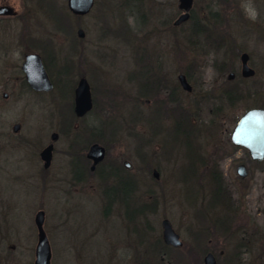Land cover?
Masks as SVG:
<instances>
[{
    "label": "rangeland",
    "instance_id": "1",
    "mask_svg": "<svg viewBox=\"0 0 264 264\" xmlns=\"http://www.w3.org/2000/svg\"><path fill=\"white\" fill-rule=\"evenodd\" d=\"M21 1L15 0L18 7ZM95 1L91 11L78 18L69 12L66 0H46L40 4V11L35 6L37 1H24L26 5L23 6L30 10L28 16L36 17L31 18V23L38 19L46 32L52 29L56 43L62 44V65L69 54L72 57L74 69L68 76L63 74V79H69V85L73 86L78 77H86L103 108L92 111L81 122L75 121L76 127L70 128V134L66 135L63 128L48 130L46 117L53 112V127L56 128L62 126L61 120L70 121L69 96L31 95L21 100L12 97L0 105V234L6 236L0 239V264H34L37 243L34 215L40 209L45 212L44 230L50 244V264H144L150 258L160 264L161 254L170 264H203L206 251L213 252L216 264H264V256H261L264 252V161H251L241 149L234 154L228 153L227 142L235 120L254 106L251 105L254 101L241 100L229 111L227 130L200 132L205 161L204 164L195 163V168L205 177L201 182L202 190L196 193L200 186L192 173L194 156L182 143L181 134L167 128L173 121L145 104L139 124L136 120L134 125L129 123V117L139 109L138 91L148 79L145 65L153 66L156 53H166V45L170 47L172 43L173 46L172 51L169 49L167 65L169 72L173 70L174 78L188 61L190 74L197 79L199 67L206 61L208 66L204 69L212 79L216 72L211 63L218 62L220 56L211 51L204 56L202 49L193 48L190 43L189 50H185L188 41L183 36H187L192 22L183 26L184 30L188 27L184 34L182 28L169 34L161 25L167 11L174 14V18L178 16V0ZM235 1L244 15L237 12L222 16L216 23L217 32L221 36L231 32L234 42H246L244 48L253 53L251 63L263 75L264 41L259 42L254 31H246L241 20L247 17L256 21L257 3L254 0ZM203 4L204 0H194L193 12L198 17L195 22L203 20ZM59 8L65 14L62 15V28L55 30L59 28L58 15H55ZM142 12L147 15L146 20ZM254 27L264 29V16ZM79 28L85 32L83 38L76 34ZM139 53L143 54L140 60ZM90 66L93 69H89ZM114 87H119L118 91ZM20 118L24 119V125L19 134L14 135L12 122ZM87 124L95 128L101 126L100 133L94 135H99V141L108 147L104 164L110 166L112 160L132 163L131 174L139 181L141 200H151L146 190L152 189L158 201L155 213L147 218H130L126 216L124 205L114 202L104 215L108 209L104 192L107 179L99 174H86L83 181L73 179L69 143L73 137L78 141L84 139L80 144L87 140ZM155 129L158 131L153 135ZM53 131L58 132L59 137L54 143L51 165L44 170L38 142L41 139H46L44 145L50 142ZM137 132L143 137L136 136ZM143 132L146 136L151 133L155 139H146ZM242 162L248 168L244 178L236 173V167ZM220 166L226 173V183L235 188V209L226 207L221 201L207 208L211 191L208 176L212 170L218 173ZM151 168H158V179L153 177ZM114 180L113 177L108 181L111 184ZM133 208L127 209V215L134 216ZM164 218L169 219L183 242L177 248L181 249L179 251H166L162 245L161 221ZM230 219H233L232 225ZM220 220H227L226 230L223 229L225 225L219 224ZM158 237L162 244L155 246ZM241 243L246 247H238ZM10 244L13 249L8 247ZM220 249H224L222 256L218 254ZM154 252L159 254L154 256Z\"/></svg>",
    "mask_w": 264,
    "mask_h": 264
},
{
    "label": "flooded vegetation",
    "instance_id": "2",
    "mask_svg": "<svg viewBox=\"0 0 264 264\" xmlns=\"http://www.w3.org/2000/svg\"><path fill=\"white\" fill-rule=\"evenodd\" d=\"M24 1H37V5L35 6L39 10L40 4L42 2H45L46 0H23L21 1L23 3L20 4V7L16 5L15 0H0V105H4L12 97L18 100H21L22 98H26L31 95H35L37 97H51L56 95H63L64 98H67V96H69L70 98V94H72L73 100L71 101L70 98V104L68 108L70 114L72 115V119L70 121L67 119L61 120L60 124L62 126L56 128L53 127V124L55 122L53 112H49L48 117H46V123L48 124V130H59L61 128L70 129L72 127H76L77 122L74 123L75 121L81 122L85 119V117H88L92 111H97L99 108H103V105L100 101L96 100V90L94 89L91 81L89 82L86 78L89 84L92 106L91 109L82 116H78L75 113L74 91L79 79L83 77V75L78 77L76 84H73V86L69 85V79H63L62 44L56 43L54 37L52 38V29L46 32L43 23L40 22L38 19H36L35 22L31 23V18L36 17L33 15L32 17L28 16V12L30 10L27 7L23 6V4H25ZM205 1L206 0H204V4L201 6V18L203 20L201 22V20L198 19L197 21L199 23H204L208 19H211L212 23L216 24L222 16L226 17V14H234L237 12H239L238 15H244V12H242V10L237 6L235 0H208L207 2ZM254 1L255 3H257V14L255 20L260 21L263 19L264 16V0ZM193 5L194 0H192L191 5L187 9H184L183 7H181L180 1L178 0V16L174 18V14H168L167 11V13L164 14V18L161 21V25L166 28L169 34H173V31L178 28H182L184 34L188 27H186V29L184 30L183 26L192 22V27L195 24V18H198L194 16ZM2 8H6L7 11L3 13L1 10ZM60 10L61 8H59L58 12ZM184 12L188 13V18L180 22L179 24H175V21ZM143 13L144 12H142V18L143 20H146L147 15ZM55 15H58V13H55ZM246 19L248 20V22L251 21L249 20L250 18L247 17L241 19L244 21L243 24L246 25L245 30L252 33V27L249 26V23L246 21ZM154 29L157 30L156 28ZM55 30H60V27ZM258 31L260 33L257 34L255 38L259 42L264 41V29ZM183 37L185 41H188L185 44V50L188 51V46L190 43L189 40L191 37L190 27L187 36L185 35ZM232 37L233 34H231V32H225L222 36L221 33L216 32V35L211 36L209 39H207L206 35L203 32H199L195 37L196 43L190 44L193 48L196 47L198 49H202L204 56H206L209 51L214 52L215 54L220 56V60L218 62L215 61L214 63H211V66L214 67L216 72L212 79L207 76V72L204 69L205 66H208L206 61H204V63L200 65V67L198 66L199 70L197 79L191 76L188 61L186 62L187 64L183 65V70L177 71L176 78H174L173 70L169 72L167 65L169 63V49L171 51L173 50V46L171 43L170 47L169 45H166V53H156L155 62L153 66L149 67L148 65L147 67L145 65L144 71H146L145 74L148 75V79L144 81L141 85L143 91H141V87L140 91H138L137 100L139 102V109H136L135 113V120L138 122V124L139 122H141L140 118L143 112L141 109L142 105H150L152 108H154V111L157 114L162 113L164 114V116L169 117L171 121H173V123L170 124L169 127H166L172 131H176V133H180L182 136V143L188 146L192 153L196 152L197 155H199L200 160H202L203 162L205 161L204 156L201 153L203 147L200 145L199 142V138L201 137L199 134L202 130H227V121L230 122V119L228 118V113L229 111L236 108L241 100L248 99L254 101L251 104H254V106L247 108L245 111L251 108H264V68L262 70L263 75L259 74L251 63L253 53L247 52L244 48L247 43H236L234 42ZM181 48L184 49L183 46ZM243 54H247L248 56L247 66L253 71L252 74H243V63L241 59ZM142 56L143 54L139 53L138 60H140ZM262 61L264 63V59ZM91 68L93 69L92 66L89 67V69ZM41 69L44 71L51 84L48 89L36 84L42 81V77L40 75ZM33 82L35 83L33 84ZM118 88L119 87H116L115 89H117L118 91ZM142 97L145 98L142 99ZM58 112L62 114L60 110ZM239 117L235 120L234 126L230 132L229 140L227 141L230 146V152L228 151V153L234 154L238 149H241L245 152L247 158H249L251 161L257 163L263 162L264 158L261 161L253 160L249 156V153L246 149L236 146L231 142V134ZM189 124L194 125L193 130L191 132L188 128ZM16 125H18V128L15 131L14 128ZM23 125L24 119L22 118L12 122L11 130L13 134L18 135ZM85 127L87 137L89 138H93L95 133H100L99 130L101 129V126L100 128H95L93 124H87V126ZM156 131H158V129L154 130L153 135L156 133ZM53 134H57V138L54 140L52 139ZM135 135L141 138L143 137L142 133L139 132L135 133ZM144 135L146 139H155L152 137L151 133L149 135L151 137L146 136V133H144ZM58 137L59 133L53 131L50 133V142L45 145L44 141L46 139H41L38 142L39 147L41 146V149L39 151V157L42 161V166L44 170L48 169L51 165L53 153L55 152L54 143L57 141ZM83 140L84 139L79 141L82 142ZM75 141L80 143L77 139H75ZM85 143L86 142H84V145ZM94 143L102 145L105 148V156L92 168L93 160L87 157V153L89 151L90 146ZM49 144H52L50 163L47 167H45V161L42 159L41 153ZM107 149L108 147L102 144L100 141H90V143L86 145V149L84 151L86 164H81V162L79 163L76 154L72 155L73 178H78L79 176H82L80 177V180L83 181L85 180L86 174H97L95 172L99 169L102 173L101 176L106 177L104 174L109 172V165L104 164L108 155ZM74 152H76V150H74ZM110 164H112L111 167L115 169H118L120 168L119 166H122L124 169L130 172H132L133 170L132 163V167L130 169L125 167L124 160L122 161V163L119 160H112ZM239 165H244L248 174V168L246 164L242 162L239 163ZM84 166L88 169L87 172L83 171ZM238 166L236 167V173ZM154 171L158 172L159 178L158 168H151L152 175ZM218 175L222 179V185L219 189L218 203L220 204L219 201H221V204H224L226 207L235 209V188L233 186H229L226 183V173L221 166L218 169ZM224 223L227 224V220L219 221V224L221 225H224ZM232 224L233 219H230V225ZM232 227L231 230H233ZM4 237L6 236H4L3 233L0 234V239ZM11 246L13 245L10 244L8 247L13 249L14 246ZM154 253V256L159 254V252ZM207 253L213 254V252L211 251H206L205 255ZM218 254L219 256H222L224 254V249H220ZM261 256H264V252L261 254ZM214 257L217 263V258L215 255ZM136 258L137 257L135 256V259ZM159 262L160 264H163V262H165L164 254L160 255ZM165 263L170 264L168 261ZM144 264L156 263L155 261H153L152 258H150L147 259Z\"/></svg>",
    "mask_w": 264,
    "mask_h": 264
},
{
    "label": "water",
    "instance_id": "3",
    "mask_svg": "<svg viewBox=\"0 0 264 264\" xmlns=\"http://www.w3.org/2000/svg\"><path fill=\"white\" fill-rule=\"evenodd\" d=\"M181 7L187 9L192 0H179ZM95 0H67L68 10L76 16L87 14L93 7ZM3 13L7 11L6 8L1 9ZM188 18V13L184 12L175 21L179 24ZM79 38L84 37V30L79 28L76 32ZM247 54H243L241 59L243 63V74H252L253 71L247 66ZM42 81L36 83L48 89L51 84L44 73L40 70ZM35 82H33L34 84ZM91 94L89 84L86 77H81L74 91V111L78 116L84 115L91 109ZM18 125L15 126L16 131ZM57 134L52 135V139H56ZM231 142L239 147L246 149L249 156L253 160L261 161L264 158V108H251L245 111L238 119L232 134ZM52 144H49L41 153L42 159L45 161L44 166L47 167L50 163ZM105 156V148L102 145L94 143L90 146L87 157L93 160V166L101 161ZM126 168L132 167L129 161H124ZM237 174L241 177L247 176V170L244 165H239ZM153 176L158 178V172L154 171ZM45 212L38 210L34 215V224L37 229V243L35 248L34 264H50L51 250L48 237L44 230ZM161 237L166 245L180 248L183 245L179 234L173 228L169 219L164 218L161 221ZM13 247V246H11ZM203 264H216V259L212 253H207L203 257Z\"/></svg>",
    "mask_w": 264,
    "mask_h": 264
},
{
    "label": "trees",
    "instance_id": "4",
    "mask_svg": "<svg viewBox=\"0 0 264 264\" xmlns=\"http://www.w3.org/2000/svg\"><path fill=\"white\" fill-rule=\"evenodd\" d=\"M129 1H138V0H127V2ZM95 3H97L95 1ZM123 4V3H121ZM65 14V13H64ZM62 13V11L60 10L58 12V19H59V26L60 29L62 28V15H64ZM68 16V15H67ZM75 17H79V16H75ZM63 20L65 21V17L63 16ZM196 20V18H195ZM212 21L211 19H208L206 22L204 23H199L198 21L195 22V24L191 27V37H190V44H194L196 43V35L199 32H203L206 35V38L209 39L211 36L216 35L217 29L216 28V24L214 23H210ZM248 22V20H246ZM261 21V20H260ZM256 22H252L249 21V26L252 27V32L254 31L255 33L259 34L260 32L258 30H256V28L254 27L256 25ZM73 31V30H72ZM71 45H74V42L71 43ZM75 46V45H74ZM80 53V52H79ZM74 61L71 57V55L69 54L65 59H64V63L62 65V70H63V74L65 75H69L71 74L72 70L74 69ZM193 66L191 65V68ZM240 96V95H239ZM70 98H72V94H70ZM134 121H135V113H133V115H131L129 117V123H131L132 125H134ZM194 125L189 124V131L191 132L193 130ZM62 132L66 135H69L71 132V129H62ZM192 137V136H191ZM100 140V136L99 135H94L93 138H89L87 137V141H85L86 145L88 143H90V141H99ZM86 145L80 144L77 141H75V137H73L70 140L69 146H70V151L69 153H71L72 155L76 154L79 163L81 162V164H86L85 161V157H84V151L86 149ZM74 150H76V152H74ZM193 163H192V173L193 175H195L194 180L198 181V185L200 187L199 188V192L197 191L196 193H200V191L202 190L201 187V182L204 179L205 175L204 173H198L196 170V166L195 163L200 162L201 164H204V162L202 160H200L199 155H197L196 152H193ZM112 164H110L109 166V172L104 174L107 179V181L104 183V192L107 195V204L106 207L110 208V206L114 203H120L122 205H124L125 210H126V216L130 217V218H135V217H142V218H147L146 216L149 214H153L157 211V207H158V201L156 199V197H153L152 195V189H147L146 192L148 194V197H151V200L148 201H143L141 200V196L142 192L141 189L139 188L138 185V180L136 177H134L130 171L124 169L122 166H119L120 168L115 169L113 167H111ZM83 171L87 172L88 169L84 166L83 167ZM97 174L102 175L101 170H96ZM115 178V180L110 184V182L108 181L109 178ZM154 177V176H153ZM209 177V181H210V187H211V191H210V195H209V202L207 203V208L211 209L214 206H217L218 203V197H219V189L220 186L222 185L221 183V178L218 175V173H216V171H211ZM76 177H74L73 179H75ZM155 178V177H154ZM156 179V178H155ZM76 180H80V178H76ZM140 196V197H138ZM133 201L135 202V205H132ZM139 201V202H137ZM131 206H133V215H127V209L130 208ZM109 208L107 210H105V213H108L107 211H109ZM213 224V222H212ZM225 225V223H224ZM228 227L225 225L223 226V229L226 230ZM155 246L162 244V240L158 237L156 239V241H154ZM165 247L166 251H179L181 249H177L175 247L166 245L164 242L162 244ZM238 247H246L245 244H239Z\"/></svg>",
    "mask_w": 264,
    "mask_h": 264
}]
</instances>
